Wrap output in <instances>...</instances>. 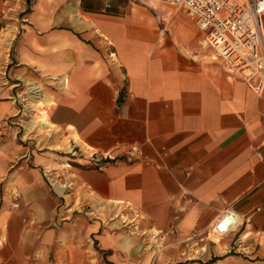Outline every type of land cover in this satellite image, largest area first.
<instances>
[{
  "label": "crops",
  "instance_id": "crops-1",
  "mask_svg": "<svg viewBox=\"0 0 264 264\" xmlns=\"http://www.w3.org/2000/svg\"><path fill=\"white\" fill-rule=\"evenodd\" d=\"M19 1L0 0V264H264V95L182 12Z\"/></svg>",
  "mask_w": 264,
  "mask_h": 264
},
{
  "label": "built area",
  "instance_id": "built-area-1",
  "mask_svg": "<svg viewBox=\"0 0 264 264\" xmlns=\"http://www.w3.org/2000/svg\"><path fill=\"white\" fill-rule=\"evenodd\" d=\"M132 1L153 9L163 6L170 12H182L205 34L204 44L213 51V58L220 60L229 73L250 82L257 94L264 95V0ZM125 157L130 162L143 160L142 147L131 144L126 148ZM95 159L93 155V167L101 170L117 162L118 158L107 153ZM48 174L44 172L46 178ZM63 185H66L64 189L71 188L69 182ZM237 223V216L226 210L220 214L208 233L211 239H219Z\"/></svg>",
  "mask_w": 264,
  "mask_h": 264
},
{
  "label": "rangeland",
  "instance_id": "rangeland-1",
  "mask_svg": "<svg viewBox=\"0 0 264 264\" xmlns=\"http://www.w3.org/2000/svg\"><path fill=\"white\" fill-rule=\"evenodd\" d=\"M132 2H134V1H132ZM19 3H20V1L19 0H16V8H18L19 9ZM135 3H137V2H135ZM23 14H26L27 13V9H26V0H25V8H24V11L22 12ZM19 15H21V13L19 12ZM18 15V16H19ZM9 33H11V32H9ZM40 95V91H37L35 94L34 93H31V95H34V96H36V97H34V98H32L31 100H29V102H31L32 104L30 105V108H33V107H35V109H36V113H37V115H38V113H39V111L42 109V107L41 106H38L37 105V102H34L35 100L37 101V100H39L38 99V97H39V95ZM34 103V104H33ZM212 239H214V240H216V238H212Z\"/></svg>",
  "mask_w": 264,
  "mask_h": 264
},
{
  "label": "bare ground",
  "instance_id": "bare-ground-1",
  "mask_svg": "<svg viewBox=\"0 0 264 264\" xmlns=\"http://www.w3.org/2000/svg\"><path fill=\"white\" fill-rule=\"evenodd\" d=\"M34 89H36V87H34V86H31L30 88H29V91H30V93H36L37 91H33ZM33 91V92H32ZM30 98H34V97H30ZM41 99H43V98H41ZM33 100V99H32ZM36 101V100H35ZM47 125V122H46V118H44V122H41L40 123V126L41 127H45ZM64 186H66V185H64ZM60 187H63V185H61Z\"/></svg>",
  "mask_w": 264,
  "mask_h": 264
},
{
  "label": "trees",
  "instance_id": "trees-1",
  "mask_svg": "<svg viewBox=\"0 0 264 264\" xmlns=\"http://www.w3.org/2000/svg\"><path fill=\"white\" fill-rule=\"evenodd\" d=\"M31 2H33V0H26L27 5H29ZM94 168H96V167H94Z\"/></svg>",
  "mask_w": 264,
  "mask_h": 264
}]
</instances>
